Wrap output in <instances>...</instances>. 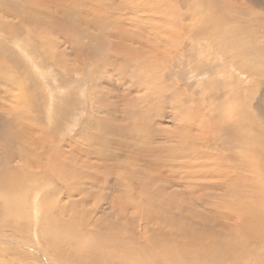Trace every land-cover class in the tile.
I'll list each match as a JSON object with an SVG mask.
<instances>
[{
    "label": "rangeland",
    "instance_id": "374dc122",
    "mask_svg": "<svg viewBox=\"0 0 264 264\" xmlns=\"http://www.w3.org/2000/svg\"><path fill=\"white\" fill-rule=\"evenodd\" d=\"M117 1L129 11L121 14V31L137 35L134 44L127 40L118 47L122 62L109 59L112 39L107 37L95 42L93 52L90 48L98 68L78 67L76 61L75 69L64 74L58 65L70 64L71 53L62 38L36 26L35 41L27 25L34 21L33 8L40 15L47 4L0 0V91L5 93L0 133L8 121H17L21 131L16 133L28 141L12 147L21 150V160L17 154L12 160L1 135L0 264H186L177 257L147 263L123 258L112 251L106 235L116 228L142 244L135 238L136 206L145 205L140 196L162 195L177 207L184 205L170 214L189 212L178 217L182 224L188 219V227L190 217L196 228L233 221L231 213L236 214L225 203L235 195L233 188L243 195L241 178H252L241 164L255 161L253 177L263 176L262 162L254 155L264 153V0ZM19 15L27 17L16 29ZM12 35L19 47L31 43L34 50L24 54L11 46L6 39ZM131 44L139 50L135 59L126 52ZM140 113L145 119L138 124ZM122 132L128 133V142L123 137L124 143L117 144ZM197 197L202 199L195 204ZM250 211L256 222L249 230L251 246L241 247L228 225L219 226L213 239L216 264H237L236 254L251 256L261 247L254 230H264V208ZM245 262L239 264H253Z\"/></svg>",
    "mask_w": 264,
    "mask_h": 264
},
{
    "label": "bare ground",
    "instance_id": "6f19581e",
    "mask_svg": "<svg viewBox=\"0 0 264 264\" xmlns=\"http://www.w3.org/2000/svg\"><path fill=\"white\" fill-rule=\"evenodd\" d=\"M116 1L117 0H51V2H47L46 0H39V3H38L39 6L45 8L46 6H43V4L45 3V5L47 4L48 8H46V11L45 10L40 11L41 12L40 15H39V11H38L39 8L38 7L33 8L34 13H35V15L33 14L34 15L33 16L34 21H31V19H30V23L27 24V25H29V31H30L29 33L34 38L33 40L36 41L38 36L36 37L34 34L37 35L39 33V31H37V33L32 31V27L36 28V26H37L38 29L39 28H42L41 30L46 29V30H48V32L50 30H52L53 34L55 33V36L57 35V36H60L62 38V40L65 44L62 43V41L60 42V44L62 43V45L67 46V48L69 49V51L67 53H71V55H70V58H71L70 62L71 63L70 64L69 63L68 64H59V61H56L59 64L58 67L60 66L61 69L62 68L66 69L64 74H66V72L68 70L75 69L74 67L76 66V61H78V63H79L78 67L93 66L95 69L98 68V63L95 60H92L91 51L93 52L96 48L95 42L103 41L107 37H110L112 39V52L109 55V59L114 64L118 65L122 62V58H121V56H119L120 53L118 51V47H120V49H121L122 45H124V42H126L127 40L133 41V44H134V41H136V39H137V35L132 36L133 31H127L126 34H124L121 31V28H120L121 14L124 11L125 12L127 11V13H129V11L126 10V8H122L120 6V3H117L118 1L117 2ZM208 6H210V5H208ZM212 7L213 6H211V8ZM209 8H208V10H210ZM214 8H215V6H214ZM216 9L217 8H215V11H216ZM127 13H124V14L127 16ZM218 14H219V12H218ZM51 15H54L53 18H51ZM36 16H38V17H36ZM26 17L27 16H24V15H19L17 17L19 19L18 20L19 26H17L16 29L18 27L22 26V24L24 23L23 20H25ZM24 25H25V23H24ZM217 27H216V29L218 30ZM6 28L8 29L9 26H7ZM21 28H23V27H21ZM66 32H68V33H66ZM15 37H16L15 35H12V36H8L6 39L11 44V46L12 45L15 46L19 51L23 52L24 54H27L28 50L30 52L34 50V48H32L33 45L31 43L30 44L26 43L27 45H24L23 48L19 47L21 42L18 41L19 40L18 37H16V38ZM26 38H28V37H26ZM189 38H190V36L188 37V39ZM88 39H90L92 41L90 46H89ZM118 39H119V41L116 42ZM167 42H170V41H167ZM37 43L39 44V48L42 51L44 50L43 53H45L46 50L44 48H41V45L39 42H37ZM76 43L79 45H77ZM234 44H236V43H234ZM197 45H199V43ZM236 45H238V44H236ZM239 45H240V43H239ZM241 46H242V44H241ZM105 47L107 48V44L105 45ZM90 48H91V51H90ZM237 50H238V48H237ZM47 51H48V49H47ZM137 51H139V50L134 49L132 44L129 47L126 46V52L128 54H132L133 59L137 58V55H138ZM60 54H62V53H60ZM66 55H65V57L68 56V58H69V55H67V56ZM60 57L62 58V55H60ZM228 61H230V60H228ZM219 63H221V59H220ZM0 64H3L1 59H0ZM71 64H72V66L70 67L69 65H71ZM121 65H125V64L122 63ZM124 68L126 69L127 67H124ZM220 68H222V67H220ZM246 68L248 69V67H246ZM213 71H214L213 68L209 69V72L212 74H213ZM215 71H217V70H215ZM249 71L251 72V69H249ZM205 72H206V70H205ZM209 72H207L206 74H208ZM218 75L223 76L222 73H220V74L218 73ZM128 76L131 77L130 74ZM82 77H83V75L81 76V78ZM125 77H127V76H125ZM226 82H228V80ZM244 82H246V81H244ZM80 83H77V84H80ZM89 83H90V81H89ZM204 84H207V83H204ZM88 86L89 85H87V87ZM4 94L5 93H3V91H0V97H3ZM181 104H182V102H181ZM49 109H48V111H49ZM49 115H50V112H49ZM203 117H205V115ZM135 119L137 120V122L139 124V122H142V120L145 119V115L140 113L138 116V119H137V117H135ZM18 126H21V125H19V123L17 121H8L7 124L3 125V129L1 130V133H0V140H1V135L5 134V136H6V139L4 140L2 145L7 149L8 157L12 160H13V158L16 157V154L18 156V157H16V159L21 158V152H20L21 150L18 149L20 151H13L12 147L13 146H23V145H21V143H23V144L28 143L26 136L23 135L24 133L23 134L22 133H18V134L16 133L18 131H21L18 128ZM108 129H110V127ZM128 129L132 130V128H128ZM137 129H138V126H137ZM10 131H13L15 133L14 136L9 133ZM127 135H128V133H124V132H122V134H119L118 138L116 139L117 144L124 143L123 137L126 139V142H128L127 137H126ZM32 142H34V141H32ZM39 147H40V145H39ZM105 150L108 152L107 148H105ZM105 150H104V154H105ZM116 150L120 151L119 153L121 154V150H119V149H116ZM42 152L45 154V150L42 149ZM119 153L117 152L118 155H119ZM103 156H102L103 162H105L106 161L105 155H103ZM41 157H43V156H41ZM48 157H51V156H48ZM255 157H258V160L256 159L258 162H262L261 170L264 171L263 170L264 169V153L260 154L258 152H255L254 158ZM23 158H24V156H23ZM24 161H25V159H24ZM41 161H43V160H41ZM67 161H68V163H70V160H67ZM137 161H135V162H137ZM247 161L250 162V159H247ZM26 163H28V162H26ZM142 163H143V165L147 164V162L144 159H142ZM134 164H136V163H134ZM256 164L257 163L255 161L254 162L251 161L248 165L246 162H243L241 164V166L246 165L244 168V171L248 172V174L252 178H250V179H242L241 178L240 181L243 184H245L242 187L244 189L243 195H240V190L238 188H233L231 192H232V194H235V195H230V204L225 203L226 206L228 207V209L234 211V213L236 214V216H235L234 214L231 213V217H232L233 221H224V222H220L218 224H200L196 228V223L193 221V217H190L189 222H190L191 226L188 227L186 225V221H188V219L187 220H184V219H186L185 217L189 214V212H187V211L183 212L185 214L184 215L185 217L183 219L184 220L183 224L178 221V217L183 215V213L178 217L176 216V214H174V217H172L173 215L170 214L173 211H175V208H177L176 209L177 211L178 210H180V211L184 210L182 207L184 205H182V206L178 205V207H177L176 206L177 204L175 202H173L168 197H164L162 195H155L153 197H150V200H149V197L140 196L139 198L144 200L145 205L143 208L141 206H136V213L138 214L137 224L139 226V230L136 232V234H138V235L136 236V234H135V236H136L135 238H137L142 244H139V243L137 244V242H134L133 237H130V235H129L130 232L125 233V232L120 231L116 228L113 230H109L111 232L107 233L106 238H105L107 240V243L111 244L113 247H115L112 251L113 252L117 251V254L119 256H121L123 258H130L131 260L141 259V261L143 263H145L146 261L151 260L155 257L160 258V259L164 258L165 260H168V261H172L173 259H175L177 257V258H181V260H182L181 262H184L186 264H189L186 260H188L191 264H216L218 259L215 255V253L218 252V249L216 248V246L213 245V239L216 237V231H217V228L219 226L228 225L227 227L230 228L229 232L236 233L237 239H238L239 243L241 244V247H250L251 244L249 243V241H250V239H252L253 231L250 233L249 230L252 229L256 223L255 220L252 219V215H251L250 210L253 208H257V207L258 208H264V173H260L263 175V176H259L260 178L256 177V179H255L253 177L254 171L252 170V166H257ZM66 166H68V165H66ZM14 171H16V169ZM14 171H12V172H14ZM44 172H46V171H44ZM44 172H42V173H44ZM53 173H54V171H53ZM63 176H65V175H63ZM55 177L57 178L58 176L56 175ZM144 178L146 180H149L148 176H146ZM252 179H253V181H252ZM66 180L68 181V179H66ZM4 182H3V184L6 185V183H4ZM18 183L16 185H18ZM25 185H26V183H25ZM215 186L216 185H213V187H215ZM217 187H219V185H217ZM2 188H0V189H2ZM14 188H15V185H14ZM19 188H20V186H19ZM204 189H208V188L203 187V190ZM2 191H3V189H2ZM4 192H5V190H4ZM201 199H200V197H197L196 200L194 199V201L196 202L195 204H197V202L201 201ZM179 200L180 199H178V201ZM184 201H186V200H184ZM141 202H143V201H141ZM184 203H182V204H184ZM138 204H140L139 199H137L135 202V205H138ZM185 206L187 207V201H186ZM221 206L219 207V209L221 208ZM152 208H156V210L151 211ZM190 209L188 208L189 211H190ZM256 214L258 216H261L262 212L256 210ZM182 218L183 217L181 216V219ZM263 222H264V217H263ZM75 225H77V224H75ZM133 225H134V223H132V222L129 223V226H133ZM242 225H245L248 228L243 229ZM172 229H176V230H172ZM254 235L258 236V238L256 240V244L260 242L261 247L255 248L256 250L251 254V256L248 255L246 257H241L240 255L236 254L233 258V261L235 263H237V264H239L241 262L246 263L245 261L249 262L250 260H252L253 264H264V230H260V229L254 230ZM107 250L111 251L108 248H107ZM117 254L115 256H117ZM208 254H210V255L213 254V258L211 259L210 255L208 256ZM205 256H208V257L204 259ZM255 259L259 263L255 262Z\"/></svg>",
    "mask_w": 264,
    "mask_h": 264
},
{
    "label": "crops",
    "instance_id": "0c3cea01",
    "mask_svg": "<svg viewBox=\"0 0 264 264\" xmlns=\"http://www.w3.org/2000/svg\"><path fill=\"white\" fill-rule=\"evenodd\" d=\"M102 42H103V41H102ZM102 42H101V43H102ZM101 43L99 44V47L101 46ZM92 58H93V56H92Z\"/></svg>",
    "mask_w": 264,
    "mask_h": 264
}]
</instances>
